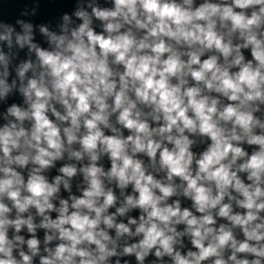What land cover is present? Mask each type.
Segmentation results:
<instances>
[{"label":"clouds","instance_id":"9594fccd","mask_svg":"<svg viewBox=\"0 0 264 264\" xmlns=\"http://www.w3.org/2000/svg\"><path fill=\"white\" fill-rule=\"evenodd\" d=\"M40 13L0 18V264H264V0Z\"/></svg>","mask_w":264,"mask_h":264},{"label":"water","instance_id":"95a60500","mask_svg":"<svg viewBox=\"0 0 264 264\" xmlns=\"http://www.w3.org/2000/svg\"><path fill=\"white\" fill-rule=\"evenodd\" d=\"M33 0H0V18L7 20L8 22H14L15 18L19 16V12L23 10L25 6L31 7ZM103 2V0H101ZM75 6V0H40L41 13L37 18H34V23H47L49 21L53 24L58 20V17L63 12H71ZM23 55V54H22ZM17 102L21 103L19 96H14L9 100V103ZM4 105H0V111H3ZM127 134V133H125ZM200 149H196L199 151ZM105 167H110V164L105 159ZM59 166V165H58ZM55 175V171L51 173ZM182 206H190V202L185 201ZM134 213L133 215H136ZM42 233L40 236L42 238ZM133 264L134 258H133Z\"/></svg>","mask_w":264,"mask_h":264}]
</instances>
